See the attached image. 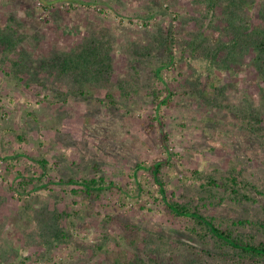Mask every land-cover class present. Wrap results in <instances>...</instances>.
Segmentation results:
<instances>
[{
  "label": "rangeland",
  "instance_id": "rangeland-1",
  "mask_svg": "<svg viewBox=\"0 0 264 264\" xmlns=\"http://www.w3.org/2000/svg\"><path fill=\"white\" fill-rule=\"evenodd\" d=\"M152 1L0 0V264L111 260L113 251L84 255L78 242L112 246L108 238L117 233L123 240L137 235L141 250L146 232L198 243L179 230L187 219L171 218L146 194L157 184L147 168L134 173L140 162L163 159L159 178L169 196L217 220L264 217V80L247 65L250 54L240 67L223 71V92L212 90L208 101L195 59L164 69V83L157 80L154 67L169 31L202 30L216 48L217 30L198 28L197 18L207 12L198 0H159L163 10L156 8L144 24ZM89 44L111 48L104 78L79 85L57 74L55 64ZM165 85L171 97L158 111L154 94L166 95ZM231 172L255 187L252 200L206 188L209 178L220 181ZM90 177L114 185L87 198L68 182ZM60 211L71 216L57 219ZM60 230L70 233L61 239ZM240 231L264 239L256 225ZM159 245L168 251V244Z\"/></svg>",
  "mask_w": 264,
  "mask_h": 264
},
{
  "label": "trees",
  "instance_id": "trees-1",
  "mask_svg": "<svg viewBox=\"0 0 264 264\" xmlns=\"http://www.w3.org/2000/svg\"><path fill=\"white\" fill-rule=\"evenodd\" d=\"M198 1L205 5L207 11L197 18L198 28L217 30L215 33L216 48L212 47L211 37L205 35L202 30L185 32L182 36H177L175 32L169 31L166 38L162 37L165 43L164 56L154 67L157 80L164 83V69L176 66L179 62H188V58H190L189 60L195 59L198 62L199 72L202 71L205 76L200 94L205 95L206 101H208L210 99L208 96L211 95L209 92L212 90L213 93L223 92L225 86L221 82L223 71L231 69L233 64L240 67L243 61L246 62V54H250V61L247 65L255 68L258 75L264 80V0ZM94 2L104 3V0H94ZM159 2V0L151 2L148 12L142 16L144 24H147V17H152L156 13V8L163 10L162 4ZM158 3L159 6H157ZM247 5H250L249 8ZM252 10L254 12H251ZM253 17L257 18V22L254 21ZM192 18L194 19V16ZM224 37L227 39L224 40ZM175 47L178 50L177 54L174 51ZM110 49L109 47L101 48L96 44L94 46L83 45L76 52H69L58 66L54 65V68H57L58 75L72 76L79 85H83L90 79L104 78V74L110 71ZM187 53L189 56H186ZM178 72L181 73L180 70ZM164 89L167 91L166 95L162 94L163 90L161 89L154 94V102L158 111L169 102L171 97V91L167 85ZM122 91V94L126 93V90L123 89ZM250 115L252 116L251 113ZM262 117H264L263 113L260 114V118ZM156 118L159 125L163 126L161 116L158 115ZM162 138L164 148L169 151V146L166 143L168 137L165 132H163ZM168 154L170 155V153ZM36 161L41 167H45L46 161L44 159ZM163 163V159L155 160L149 166H146L144 162L137 163L134 173L140 168L149 170L157 188L154 191L147 189L146 194L154 202H161L165 212L171 218L187 219V223L183 224L179 230L191 238L196 237L198 243L194 244L192 241L180 238L170 239L169 242H166L164 236L152 232H146L145 237L142 238V250L139 246L142 244L141 238L131 232L125 236L124 240L122 235L118 233L113 238H108L109 241H113V244L112 246H103V248H101V244H97L94 249L93 245L88 246L84 242H78L80 250L84 251V255L87 250L91 249L94 255H96V251L105 253L108 249L114 252L110 256L111 260L102 258V260L93 261L92 264H264V239L257 240V233L255 232L243 233L240 231L241 228L249 224L256 225L257 232L261 233L264 238V217L257 220L248 218L228 221H224V218L217 220L216 216L205 214L200 206L194 205L190 201L180 202L172 199L164 182L159 178ZM134 173L133 176H135ZM24 182L27 183L26 180ZM68 182L78 184L79 191L84 193L87 198H90L91 195L98 196L101 192L110 190L114 185L113 181L108 182L103 177L69 179ZM44 183L46 182L41 183L40 186H45ZM206 185L209 191L223 189L228 197L237 201L252 200L250 187L254 186L233 172L222 176L220 181L211 177ZM240 189H244V191L241 192ZM137 190L141 191V185L138 182ZM76 191L74 190V192ZM62 214L71 216L69 212L60 211L55 217L59 219L63 216ZM74 214L80 215L81 212L76 210ZM129 227L132 226L126 225V230ZM69 233V230H60L59 237L65 238ZM162 243L169 245L168 251L163 245H159ZM156 245L158 246L156 247ZM53 264L59 263L55 261Z\"/></svg>",
  "mask_w": 264,
  "mask_h": 264
}]
</instances>
